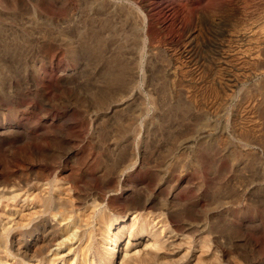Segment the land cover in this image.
<instances>
[{"label":"rangeland","instance_id":"1","mask_svg":"<svg viewBox=\"0 0 264 264\" xmlns=\"http://www.w3.org/2000/svg\"><path fill=\"white\" fill-rule=\"evenodd\" d=\"M102 5L0 0V125L14 129L0 126V149L11 161L23 144L30 164L50 159L65 185L110 190L119 206L168 200L167 225H206L215 261L245 264L249 246L264 264V0ZM128 6L145 19L139 43ZM100 158L128 168L117 179Z\"/></svg>","mask_w":264,"mask_h":264},{"label":"bare ground","instance_id":"2","mask_svg":"<svg viewBox=\"0 0 264 264\" xmlns=\"http://www.w3.org/2000/svg\"><path fill=\"white\" fill-rule=\"evenodd\" d=\"M101 1L102 8L106 6L104 9L114 5V0L106 5L107 0ZM127 8L130 10L129 6ZM132 12L135 13L130 10L131 16L126 19L135 17L133 38L139 43L145 34V19L142 15L133 16L136 14ZM259 31L263 32L260 34L264 42V25ZM246 34L240 37L248 43L254 37ZM255 46L250 56L256 59L257 47H264V43ZM143 65L140 63L137 74L145 77L148 69ZM170 73L174 74V70ZM12 127L11 123L2 127L4 137L14 131ZM133 131L128 135L131 139ZM188 141L181 146L190 147ZM109 143L115 146L114 140ZM21 146H17L12 155L18 170L11 167L12 157L8 160L5 151L0 149V264H224L214 260L217 254L214 256L211 249L206 225H201L192 235L167 225L164 211L170 214L173 208L168 200L156 199L154 207L146 208L145 204L126 196L119 206L112 202L110 190L102 195L85 187L65 185L57 177L58 170L55 163L48 161L50 159H45L41 165L30 164L31 153ZM130 153L132 155V151ZM37 157L39 161V155ZM116 161V158L112 161L100 158L95 170L119 179L127 166H119ZM67 162V166L72 163L71 157ZM80 177L78 174L71 181L75 184V179ZM247 248L241 254L245 264L252 258L249 246Z\"/></svg>","mask_w":264,"mask_h":264}]
</instances>
